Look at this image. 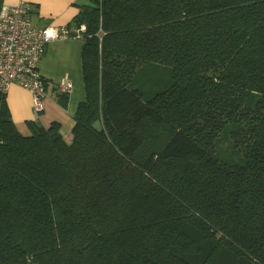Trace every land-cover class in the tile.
<instances>
[{"label":"trees","instance_id":"obj_1","mask_svg":"<svg viewBox=\"0 0 264 264\" xmlns=\"http://www.w3.org/2000/svg\"><path fill=\"white\" fill-rule=\"evenodd\" d=\"M82 24L71 141L0 91V264H264V0H91Z\"/></svg>","mask_w":264,"mask_h":264},{"label":"crops","instance_id":"obj_2","mask_svg":"<svg viewBox=\"0 0 264 264\" xmlns=\"http://www.w3.org/2000/svg\"><path fill=\"white\" fill-rule=\"evenodd\" d=\"M23 0H0L2 6L12 7ZM31 6V17L39 27L47 25L72 26L82 6L91 4V0H24ZM83 39L67 38L50 42L41 59L40 69L44 77L51 81L48 96L44 99V111L35 117L33 97L29 90L12 84L7 91V102L12 118L17 127L28 133V121L37 120L45 126L52 122L61 125V132L70 141L74 126V115L77 107L85 98L81 65V49ZM56 81H72L73 89L69 92L68 104L64 108L54 98L53 83Z\"/></svg>","mask_w":264,"mask_h":264},{"label":"built area","instance_id":"obj_3","mask_svg":"<svg viewBox=\"0 0 264 264\" xmlns=\"http://www.w3.org/2000/svg\"><path fill=\"white\" fill-rule=\"evenodd\" d=\"M87 31L85 24L79 27L47 25L39 27L31 17V6L24 0L12 7L0 8V91L7 92L12 84L30 91L33 97L35 117L44 111V99L48 85L40 69L41 59L50 42L76 38L82 39ZM56 91L69 93L72 81H56Z\"/></svg>","mask_w":264,"mask_h":264},{"label":"water","instance_id":"obj_4","mask_svg":"<svg viewBox=\"0 0 264 264\" xmlns=\"http://www.w3.org/2000/svg\"><path fill=\"white\" fill-rule=\"evenodd\" d=\"M93 127L98 130V131H102V125H101V122L98 120L96 121L94 124H93Z\"/></svg>","mask_w":264,"mask_h":264},{"label":"rangeland","instance_id":"obj_5","mask_svg":"<svg viewBox=\"0 0 264 264\" xmlns=\"http://www.w3.org/2000/svg\"><path fill=\"white\" fill-rule=\"evenodd\" d=\"M72 138H73V136H71V139H70V141L72 140Z\"/></svg>","mask_w":264,"mask_h":264}]
</instances>
